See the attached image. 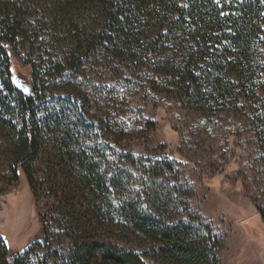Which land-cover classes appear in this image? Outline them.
<instances>
[{
	"label": "trees",
	"instance_id": "trees-1",
	"mask_svg": "<svg viewBox=\"0 0 264 264\" xmlns=\"http://www.w3.org/2000/svg\"><path fill=\"white\" fill-rule=\"evenodd\" d=\"M7 44L29 50L30 94ZM105 72L204 118L240 114L264 164V0H0V178L22 172L56 196L72 245L61 264H217L223 242L190 209L174 162L118 146Z\"/></svg>",
	"mask_w": 264,
	"mask_h": 264
},
{
	"label": "rangeland",
	"instance_id": "rangeland-1",
	"mask_svg": "<svg viewBox=\"0 0 264 264\" xmlns=\"http://www.w3.org/2000/svg\"><path fill=\"white\" fill-rule=\"evenodd\" d=\"M7 48L12 80L20 88L33 79L29 50L22 44ZM98 80L108 103L104 110L117 122L113 129L124 131L117 135L118 146L174 162L193 192L187 198L190 209L223 242L217 264H264V220L259 213L264 207V164L255 127L236 113L204 118L153 86L124 83L115 73L105 72ZM86 86L92 88L94 81ZM84 96L79 93L72 102L82 107ZM84 119L94 122V107ZM6 156L0 155V166ZM5 173L0 167L2 177ZM12 180L0 178V264H61L72 245L57 219L56 196L42 187L34 190L22 172L18 181Z\"/></svg>",
	"mask_w": 264,
	"mask_h": 264
},
{
	"label": "water",
	"instance_id": "water-1",
	"mask_svg": "<svg viewBox=\"0 0 264 264\" xmlns=\"http://www.w3.org/2000/svg\"><path fill=\"white\" fill-rule=\"evenodd\" d=\"M20 89H22V91L25 93V94H30L31 93V86H30V83H26L22 86H20ZM10 262H14L13 259L10 260Z\"/></svg>",
	"mask_w": 264,
	"mask_h": 264
}]
</instances>
